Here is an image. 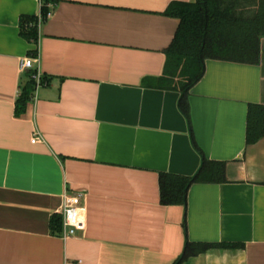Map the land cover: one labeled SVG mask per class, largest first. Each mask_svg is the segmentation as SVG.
Returning <instances> with one entry per match:
<instances>
[{
  "label": "crops",
  "instance_id": "1",
  "mask_svg": "<svg viewBox=\"0 0 264 264\" xmlns=\"http://www.w3.org/2000/svg\"><path fill=\"white\" fill-rule=\"evenodd\" d=\"M193 1L54 0L39 28L48 84L16 116L20 60L35 48L20 21L41 0H0V264H175L188 242L237 247L183 264H264V139L247 144L264 38L256 65L206 62L188 119L158 80L179 26L165 12ZM204 157L227 164V182L162 205L159 175L193 177ZM65 193L84 195L85 221L66 240L52 229Z\"/></svg>",
  "mask_w": 264,
  "mask_h": 264
},
{
  "label": "trees",
  "instance_id": "2",
  "mask_svg": "<svg viewBox=\"0 0 264 264\" xmlns=\"http://www.w3.org/2000/svg\"><path fill=\"white\" fill-rule=\"evenodd\" d=\"M43 22L51 13L54 0H41ZM166 16L179 20L176 35L166 50L163 76L158 80L161 89L180 93V109L190 119L189 95L203 79L206 62L217 60L230 63H259L260 44L264 38V0H194L173 2ZM21 36L34 47L39 41V18L23 17ZM36 50L29 52L33 57ZM34 71L26 73L28 81L22 87L16 102V116H22L31 103L36 82ZM42 83L48 84L43 76ZM264 139V106L250 105L247 119V144L254 145ZM225 162L203 158L199 172L193 177L168 173L159 175L160 201L164 206H184L194 184H224L227 182ZM63 228V217L52 218L54 233ZM233 244H195L188 242L183 255L175 264L216 248H234Z\"/></svg>",
  "mask_w": 264,
  "mask_h": 264
},
{
  "label": "built area",
  "instance_id": "3",
  "mask_svg": "<svg viewBox=\"0 0 264 264\" xmlns=\"http://www.w3.org/2000/svg\"><path fill=\"white\" fill-rule=\"evenodd\" d=\"M42 7V3H41ZM51 13L48 14V18ZM39 18V28L43 22L41 14ZM47 18V19H48ZM39 44V41H38ZM38 44L35 46L36 54L33 57H25L20 60L19 69L20 73L26 74L29 71H34L33 79L36 82L35 92L31 102H34L38 99V91L41 87L45 86L42 83L43 75L38 68L40 64V53ZM40 141V136L35 134L32 142L37 143ZM83 194L82 193H65L63 196V208H62V217H63V231L61 237L66 239L76 236V234L85 229V221L83 219Z\"/></svg>",
  "mask_w": 264,
  "mask_h": 264
}]
</instances>
